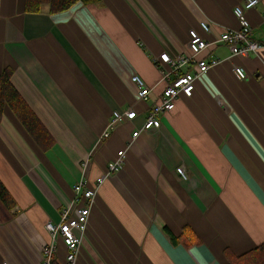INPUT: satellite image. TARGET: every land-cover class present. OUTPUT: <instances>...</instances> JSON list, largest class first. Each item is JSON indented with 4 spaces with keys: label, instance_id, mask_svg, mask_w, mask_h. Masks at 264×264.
Listing matches in <instances>:
<instances>
[{
    "label": "crops",
    "instance_id": "crops-1",
    "mask_svg": "<svg viewBox=\"0 0 264 264\" xmlns=\"http://www.w3.org/2000/svg\"><path fill=\"white\" fill-rule=\"evenodd\" d=\"M242 2L99 0L28 13L25 0H0V72L12 69L14 86L55 139L43 150L5 109L0 179L15 206L0 199V264H42L46 223L73 213L75 184L94 187L121 150L123 168L97 185L76 264H225V249L239 255L264 242V48L231 57L226 45L210 46L202 56L221 62L196 79L191 97L180 95L161 128L132 139L152 102L137 101L132 76L160 96L166 82L156 57L182 53L190 30L214 42L238 28ZM246 14L264 43V0ZM131 106L141 116L109 128L113 111ZM66 252L59 239L58 264Z\"/></svg>",
    "mask_w": 264,
    "mask_h": 264
},
{
    "label": "built area",
    "instance_id": "built-area-1",
    "mask_svg": "<svg viewBox=\"0 0 264 264\" xmlns=\"http://www.w3.org/2000/svg\"><path fill=\"white\" fill-rule=\"evenodd\" d=\"M259 3L260 0H243L241 4L237 5L234 8V15L238 20L239 27L223 30L217 35L214 42L203 39L196 30H190V39L186 49L182 53L175 57L165 52L157 56L155 59L157 66L161 71L163 81L166 82V86L160 96H155L153 90L146 85L139 75H133L132 81L138 87L137 101L149 102L151 100V105L142 116L133 106L125 110L115 109L109 128L112 129L117 124L132 122L138 119L139 115L143 119V124L132 133L133 140L143 131L161 128V117L165 113L174 110L176 100L180 95L191 97L194 92L196 79L221 62L217 58L202 56L203 51L213 44L222 43L226 45L231 53V57H248L264 48V43L254 39L253 27L246 14L247 11L257 7ZM201 27L207 33L213 31L211 23L207 20L201 21ZM232 71L239 80H245L248 77L247 72L240 65L233 64ZM220 102L225 107L227 106L226 102H222L221 100ZM109 134V131H106L103 137H108ZM131 143L132 141L129 145ZM125 153V150L118 152L116 159L108 164L107 173L98 179L94 187L89 186L86 180H80L75 184L74 204L76 206L74 212L71 213V209L66 208L61 213L58 222L48 221L45 225L51 235V241L41 249L42 264H58L59 239H62L67 249L63 264H76L91 208L95 202L97 185L103 182L105 177L111 176L123 168ZM177 172L182 180L189 179L184 166L178 167ZM3 264L11 263L4 261Z\"/></svg>",
    "mask_w": 264,
    "mask_h": 264
},
{
    "label": "trees",
    "instance_id": "trees-1",
    "mask_svg": "<svg viewBox=\"0 0 264 264\" xmlns=\"http://www.w3.org/2000/svg\"><path fill=\"white\" fill-rule=\"evenodd\" d=\"M99 0H25V11L39 13L42 6L48 5L51 12H60L82 2L96 3ZM12 69L0 72V121L6 108H9L35 142L45 151L54 144L55 139L41 122L35 111L29 106L12 82ZM0 199L8 207L15 206V199L0 179ZM190 237L195 236L193 230L185 228ZM196 239L198 237L196 236ZM225 264H264V242L242 254H235L229 248L224 250Z\"/></svg>",
    "mask_w": 264,
    "mask_h": 264
},
{
    "label": "rangeland",
    "instance_id": "rangeland-1",
    "mask_svg": "<svg viewBox=\"0 0 264 264\" xmlns=\"http://www.w3.org/2000/svg\"><path fill=\"white\" fill-rule=\"evenodd\" d=\"M4 114V113H3ZM31 136V135H30ZM34 140V139H33ZM35 141V140H34Z\"/></svg>",
    "mask_w": 264,
    "mask_h": 264
}]
</instances>
